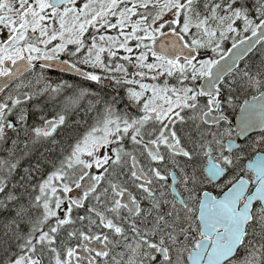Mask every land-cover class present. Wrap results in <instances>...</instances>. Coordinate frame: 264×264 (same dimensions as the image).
Returning <instances> with one entry per match:
<instances>
[{"label":"snow or ice","instance_id":"1","mask_svg":"<svg viewBox=\"0 0 264 264\" xmlns=\"http://www.w3.org/2000/svg\"><path fill=\"white\" fill-rule=\"evenodd\" d=\"M0 264H264V0H0Z\"/></svg>","mask_w":264,"mask_h":264}]
</instances>
